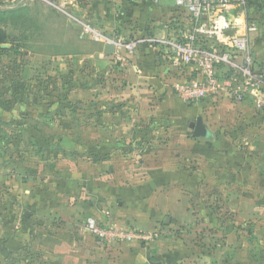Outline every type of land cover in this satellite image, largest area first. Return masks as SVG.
Instances as JSON below:
<instances>
[{
    "label": "rangeland",
    "instance_id": "1",
    "mask_svg": "<svg viewBox=\"0 0 264 264\" xmlns=\"http://www.w3.org/2000/svg\"><path fill=\"white\" fill-rule=\"evenodd\" d=\"M74 2L0 0L9 12H0V27L11 36L0 51V264L69 261L67 240L82 225L89 231L90 218L110 231L150 235L104 242L90 232L109 247L158 244L177 264H264V107L257 91L184 100L176 87L190 79L181 80L169 95L186 105V118L149 117L147 106H164V98L120 91L124 64L100 60L97 51L106 42L100 35L121 38L99 29V8L87 9L92 1ZM18 7H25L23 15L12 17ZM253 8L188 18L185 31L169 33L236 52L217 38L242 24L260 28L255 14L248 17ZM257 33L248 40L259 73ZM140 37L154 36L126 35L113 54L128 57L154 44L125 46ZM225 68L218 67L221 79ZM200 115L209 139L192 138L189 123ZM149 169L170 173L153 175L160 185L153 192L137 191L152 176Z\"/></svg>",
    "mask_w": 264,
    "mask_h": 264
},
{
    "label": "crops",
    "instance_id": "2",
    "mask_svg": "<svg viewBox=\"0 0 264 264\" xmlns=\"http://www.w3.org/2000/svg\"><path fill=\"white\" fill-rule=\"evenodd\" d=\"M88 1L92 2L88 5L87 9L91 8V10L94 11L93 14L98 13V20L100 23L99 29L105 34H117L121 39H123L126 35L130 36L131 33H149L157 39L171 38L173 37V34L169 33L171 30L177 28L178 32L181 33L185 31L184 28L187 26L186 22L188 21V18H190L192 21L189 13L186 10L179 8L174 0ZM69 3L70 5L75 6L74 0H69ZM259 5V8H255V11L251 10L249 12L248 17L253 18V15L255 14L254 19L261 25L260 28L257 26L258 29L256 31H258V33L256 35V39L254 40L255 42L253 41L254 44L252 48L254 52V61L260 68L258 72H262L264 71V0H262ZM96 8H99V12L97 13L95 12ZM250 8H253L252 3L249 6V9ZM234 10L235 9H233L232 12H234ZM217 15L226 16L223 13H218ZM247 27V24H242L236 29L234 28L230 30L228 35H220L217 40H219L218 42H225L229 38L243 36L247 32ZM252 33L253 32H249V36L252 35ZM189 35L192 34L189 33ZM187 36L188 35L185 33L183 36L180 35L182 38ZM100 43V49L97 51V57L100 60L109 59L115 60L116 63H120L122 65L124 64V68L122 67V70L124 71L123 77L125 78V81L120 91H151L149 96L154 95L155 97L158 95L164 98L163 101L166 103L164 106H147L148 109L146 112L149 114V117H155L157 115H161L164 112V115L170 116V120L172 121H174L176 118H186V105L181 102V99L177 97L175 98V96L174 98L171 97L169 92L175 91L174 85L177 81L197 77V70H194L193 67L177 61L171 51L160 48L159 46L162 45L158 43L145 47L141 46V49H143L142 52H139L141 49L138 47L140 50L138 51L137 49L135 55L128 57L114 55L120 48H122L121 46L123 45L119 46V48L117 47V51L114 54L109 55L105 53V44L107 42ZM98 91L110 90L99 89ZM248 91L251 93V95H254V86L249 85ZM208 129L210 131L209 136L193 137L192 135V138H211L212 131L209 127ZM145 166L147 167V164ZM169 173V170L152 172L149 169L147 176H150L149 174L152 176H150L149 179H144L141 187L136 188V190L153 192L157 187L160 186L159 184L154 183L155 180L153 175H169ZM75 204L78 205L79 201L75 202ZM86 207L84 208L85 210H87ZM76 213L79 214L77 216L75 215L76 217L74 216L72 222H77L78 219L80 220V216L82 213H84V211L82 209V211H76ZM168 220L169 219L166 218L165 222L167 223ZM76 226L80 225L76 224ZM18 227L19 226H17V228ZM79 228H76L77 231H73V235H71V237L67 240L69 248L72 251V256L69 261L65 260L63 256L58 257L57 263L54 264H151V262L158 261L162 264H177L175 260L173 261L172 252L168 248L164 250L158 244L153 246V243L140 241L137 243L136 241L134 243H123L118 247H109L103 245L102 242L100 243L97 241L98 239L89 231L85 230L83 225ZM89 242H93L95 245L101 246L100 250H98L96 247L91 249L89 247L91 245ZM79 250L82 251V256L79 255Z\"/></svg>",
    "mask_w": 264,
    "mask_h": 264
},
{
    "label": "built area",
    "instance_id": "3",
    "mask_svg": "<svg viewBox=\"0 0 264 264\" xmlns=\"http://www.w3.org/2000/svg\"><path fill=\"white\" fill-rule=\"evenodd\" d=\"M179 8L186 10L191 19L196 21L205 15L214 16L218 13L229 14L235 7L247 9L248 0H174ZM257 30V25L247 27V32L243 36L229 38L224 44L231 45L236 52L231 50H219L215 46L203 47L195 43V37L188 35L183 38H164L140 37L134 42L127 44L132 48L145 42L158 43L173 52L177 61L183 64L192 65L194 70L198 71L197 77L184 81L177 85L176 89L184 100L199 99L209 95L220 93L221 91H231L236 94L237 91H248V86L253 85L254 91L258 97V107H264V77L252 68V56L249 47V32ZM106 42L114 43L116 46L123 44L122 40H109L104 35H100ZM239 55L242 56V64L239 63ZM225 66L237 73L241 77L242 83L239 85L235 77L221 79L218 67ZM233 72V73H234ZM262 76V77H261ZM241 97V93L237 94ZM86 228L100 240L112 241L118 238L143 239L150 235L141 233L130 234L122 230H107L105 227L95 222L94 219L88 220Z\"/></svg>",
    "mask_w": 264,
    "mask_h": 264
},
{
    "label": "trees",
    "instance_id": "4",
    "mask_svg": "<svg viewBox=\"0 0 264 264\" xmlns=\"http://www.w3.org/2000/svg\"><path fill=\"white\" fill-rule=\"evenodd\" d=\"M262 2V0H248V7H247V9H249V6H250V4L252 3V6H255L256 7V9L257 8H259V4ZM25 9V7H18L17 9H15V10H13V11H10L11 12V14H12V17H15V18H17V17H20V16H22L23 15V10ZM0 12L2 13V16L4 17L6 14H9V12H7V11H4V10H1L0 9ZM10 38H11V36H10V34L4 29V28H2V27H0V51H5V50H7V49H3L2 47H1V45L2 44H4V43H7V42H9L10 41ZM195 43L197 44L198 42H197V38H195ZM203 45V44H202ZM206 45V44H205ZM204 45V46H205ZM212 46L214 47H221V48H224L225 46L224 45H219V44H217V43H214V44H212ZM209 47H211V46H209ZM220 67H224L225 68V66H220ZM225 69H227V72H226V74H225V76H223L224 78L226 77H232L233 76V71L232 70H230L229 68H225ZM259 74H261L263 77H264V71H262V72H259Z\"/></svg>",
    "mask_w": 264,
    "mask_h": 264
},
{
    "label": "water",
    "instance_id": "5",
    "mask_svg": "<svg viewBox=\"0 0 264 264\" xmlns=\"http://www.w3.org/2000/svg\"><path fill=\"white\" fill-rule=\"evenodd\" d=\"M3 46H7V44H3ZM116 51V47L113 43H106L105 44V53L106 54H113ZM190 128L193 130V137H206L209 136L210 131L207 125L204 122L202 116H198L195 121L190 123ZM151 264H162L161 262H151Z\"/></svg>",
    "mask_w": 264,
    "mask_h": 264
}]
</instances>
